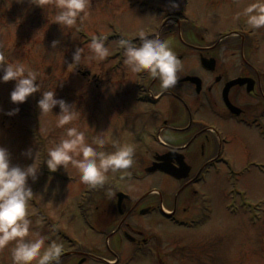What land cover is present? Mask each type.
I'll list each match as a JSON object with an SVG mask.
<instances>
[{
    "label": "rangeland",
    "instance_id": "1",
    "mask_svg": "<svg viewBox=\"0 0 264 264\" xmlns=\"http://www.w3.org/2000/svg\"><path fill=\"white\" fill-rule=\"evenodd\" d=\"M250 2L180 0L179 7H174L173 0H90L89 15L83 22L78 20L77 25L68 27L53 22L56 11L54 0H0V50L5 52L9 62L19 60L37 70L41 91L56 88L58 97L75 103L79 109L74 121L63 128L57 127L58 105L53 112L40 115L37 105L40 92L17 105L10 95L15 81H0V108L3 109L0 111V145L9 149L12 164L24 167L33 163L36 156V163L40 165L38 179L33 181L29 177L28 180L35 193L29 207L34 229L51 237L52 229L45 220L51 217L71 236L90 239L89 246L94 238L91 239L92 235L84 229L79 205L87 200L88 207H91L97 196L94 189L115 184L134 197H140L151 187H157L165 196L169 194L165 188V182L169 180L159 174L146 176L144 180L134 177L135 173L147 175L143 162L150 159L144 158V154L146 150H151L153 146L150 144L157 139L152 134L158 127V120L153 119L147 125L142 121L152 116L151 109L165 106L164 103L163 106H150L135 101L137 73L125 65L123 50L115 35L119 33L133 40L139 37L141 31L152 35L161 30L159 36L164 37L163 32L174 27L173 19L168 20L167 24L163 23L172 14L186 18L189 24L185 27L194 25L199 29V37H205L201 45H212L218 40L215 46L221 49L225 47V41L220 40L223 31L236 25L249 27L243 9ZM156 6L164 11L156 12L152 9ZM178 27L185 28L181 21ZM179 28L176 33H180ZM93 33L108 36L106 45L111 53L103 60L93 58L94 54L88 47ZM255 34L259 38L257 49L251 53L248 49L251 45L246 46L243 49L246 58L242 51L238 52V62L244 63L246 60L245 66L264 75V27L256 29ZM53 40L59 41L56 47L52 45ZM136 42L139 44V41ZM77 47L84 49L82 60L80 64H70ZM214 54L218 57V53ZM194 56L192 61L181 62L178 76L188 71L205 73ZM231 61L235 62L233 59ZM241 104L251 105L252 101L244 99ZM16 107H19V112L7 114L9 109ZM195 115L210 121L217 120L225 135L232 137L226 154L231 157L237 170L243 169L252 159L264 161V134H259L261 129H241L235 123L232 125L228 120L217 117L212 109ZM258 121L264 127V116L259 117ZM153 123L157 124L154 129ZM72 125L85 131L89 142L95 135L105 136L107 142L103 147L107 151L115 150L113 140H118L120 144H134V164L127 170H109L108 179L102 186L85 184L77 168L70 163L66 169L61 165L56 171H51L46 163L47 149L54 146L64 135L65 128ZM163 138L171 140L169 135ZM28 148L32 149V156L25 154ZM238 175L230 177L225 168L218 174L213 173L207 183L195 187L198 202L204 199L205 203L212 201L216 205L215 212L204 225L189 229L163 220L154 228L160 237L159 249L164 264H264V172L254 169ZM235 182L237 184L234 185ZM240 190L246 195L248 205L252 204L251 207L243 204L241 196L237 195ZM182 203L180 200L179 207ZM13 244L10 242L0 249V264H14L11 255ZM66 248L64 245V250ZM105 257L113 258L112 255ZM154 257L155 254L139 252L131 264L157 263L158 259Z\"/></svg>",
    "mask_w": 264,
    "mask_h": 264
},
{
    "label": "flooded vegetation",
    "instance_id": "2",
    "mask_svg": "<svg viewBox=\"0 0 264 264\" xmlns=\"http://www.w3.org/2000/svg\"><path fill=\"white\" fill-rule=\"evenodd\" d=\"M142 3L143 1L139 4ZM152 9L159 13L164 11L157 6ZM178 17L169 14L164 19V24L170 19L175 20V24L174 27L166 29L162 34L164 37L161 38L170 42V47L177 53L181 62H188L196 55L197 62L199 61L205 73L188 71L178 76L175 86L163 89L158 78L150 76L147 70H141L136 72L135 86L138 91L134 97L135 101L150 106H163V103L165 106L151 109L152 116L142 121L147 125L152 123L153 119L158 120V127L152 134L157 139L150 144L153 146L151 150H146L144 154V158L150 159L143 162L147 175L135 173L134 177L144 180L146 176L159 174L170 181L165 182L169 194L165 196L157 187H151L140 197H134L132 193L121 190L123 188L115 184L94 189L93 192L97 196L93 199L91 207H88L87 200L79 205V216L83 220L85 231L92 235L91 239L94 238L93 243L88 246L90 239L83 240L80 236H71L54 223L56 228L52 231L51 238L58 239L67 246L58 264H131L137 259L139 252L146 255L155 254L154 258L158 260L154 264H164L159 249L160 237L154 228L163 220L174 226L189 229L199 227L215 212L216 205L212 201L205 203L206 201L201 199L202 202H198L195 197L197 185L207 183L213 173L218 174L225 168L230 177H238V174L250 173L254 169L264 172V161L257 159L248 161L243 169L237 170L231 157L226 154V147L232 143V137L225 135L217 120L210 121L195 115L212 109L217 117L228 120L229 124L235 123L241 129H261L258 130L259 134H264V127L258 121L259 117L264 116V75L245 66L246 60L243 61L245 64L238 62V52L242 51L244 59L246 58L243 51L246 46L251 45L248 46L251 53L257 49L259 38L255 34L256 29L240 25L227 28L221 33L220 39L225 41V47L218 49L219 47L215 46L219 43L218 40L212 45H201L205 37H199V29L192 24V28L185 27L189 24L186 18ZM179 20L185 28L178 27ZM178 28L180 33H176ZM160 33L161 30L147 36ZM139 39L140 37H137L134 41ZM227 40L231 44L227 43ZM220 50L223 51L222 54L219 53ZM209 52L211 54H207ZM203 56L214 59L212 68L202 64ZM231 59L235 62L232 63ZM188 77L200 78V87L198 88L197 82L187 79ZM238 78H244L246 82L228 88L230 83ZM244 99L251 100L252 104H241ZM156 125L154 124L153 129ZM164 135H169L171 140L163 138ZM152 166L158 169L148 174L147 169ZM165 166L175 170L181 169L180 177L163 171L161 168ZM184 167H188L186 176H183ZM120 193L125 195L120 196ZM180 200L183 202L181 207L178 204ZM106 255H112L113 258L108 259Z\"/></svg>",
    "mask_w": 264,
    "mask_h": 264
},
{
    "label": "clouds",
    "instance_id": "3",
    "mask_svg": "<svg viewBox=\"0 0 264 264\" xmlns=\"http://www.w3.org/2000/svg\"><path fill=\"white\" fill-rule=\"evenodd\" d=\"M179 4L180 0H173L174 7H179ZM54 8L53 22L71 27L77 25L78 20L83 22L89 15L90 0H54ZM243 12L249 26L254 29L264 27V0H251ZM91 36L88 47L94 54L93 58L103 60L108 57L111 53L106 45L108 36L96 33ZM139 37V44L132 39L119 38L125 65L132 72L147 70L152 77L160 80L163 89L175 86L182 65L170 42L159 35L147 36L143 31ZM58 43V40H53V47ZM83 52V48L77 47L70 64H80ZM0 70V81H15L10 94L13 103L19 105L30 95L40 92L37 101L40 115L53 112L59 106L57 127L63 128L78 117L76 104L58 97L56 88L41 91L39 72L29 64L19 60L9 62L5 52L0 50ZM0 111L3 109L0 108ZM17 112L19 107L9 109L7 114L15 115ZM106 142L103 135H95L89 142L86 132L78 126L67 127L59 141L47 149V167L54 172L61 165L66 169L70 163L77 168L85 184L102 186L108 179L109 170H127L134 164L136 151L134 144H120L118 140L112 141L115 150L107 151L103 147ZM25 154L32 156V149H26ZM10 157L9 149L0 145V249L14 242L11 248L14 264H58L64 251L63 242L34 229L30 219L29 207L35 193L28 180L29 177L33 181L38 179L40 165L36 163V156L33 163L24 167L12 164Z\"/></svg>",
    "mask_w": 264,
    "mask_h": 264
},
{
    "label": "water",
    "instance_id": "4",
    "mask_svg": "<svg viewBox=\"0 0 264 264\" xmlns=\"http://www.w3.org/2000/svg\"><path fill=\"white\" fill-rule=\"evenodd\" d=\"M202 62H203V65L204 66H206V67H210V68H212L211 66V64H214L215 63V61H214V59L212 58H207V57H202ZM214 66V65H213ZM187 79H190V80H192V81H195V82H197L198 83V88L200 87V85H201V80H200V78H198V77H188ZM246 82V79H244V78H238V79H235L234 81H232V83H230V85L228 86V88L230 87V86H233V85H235V84H237V83H240V84H244ZM250 88V87H249ZM250 90H251V88H250ZM158 168L156 167V166H152V167H150V168H148L147 169V173H151V172H153V171H156ZM163 171H165V172H167L168 174H170V175H173V176H175V177H180V173H181V169L180 170H178V169H174V168H171V167H167V166H165V167H162L161 168ZM184 169V173L185 174H183V176H186V174H187V171H188V167H184L183 168ZM121 195H125V194H123V193H120V196Z\"/></svg>",
    "mask_w": 264,
    "mask_h": 264
}]
</instances>
